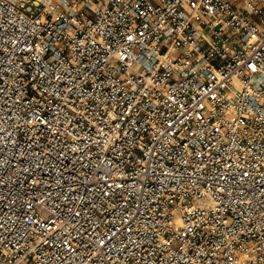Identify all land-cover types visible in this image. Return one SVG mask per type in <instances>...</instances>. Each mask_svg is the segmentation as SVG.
Masks as SVG:
<instances>
[{"label": "built area", "instance_id": "2783aa9c", "mask_svg": "<svg viewBox=\"0 0 264 264\" xmlns=\"http://www.w3.org/2000/svg\"><path fill=\"white\" fill-rule=\"evenodd\" d=\"M0 264H264V0H0Z\"/></svg>", "mask_w": 264, "mask_h": 264}]
</instances>
